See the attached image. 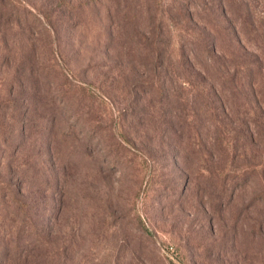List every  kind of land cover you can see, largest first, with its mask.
<instances>
[{
    "label": "rangeland",
    "instance_id": "rangeland-1",
    "mask_svg": "<svg viewBox=\"0 0 264 264\" xmlns=\"http://www.w3.org/2000/svg\"><path fill=\"white\" fill-rule=\"evenodd\" d=\"M191 2L0 0V264H264V16Z\"/></svg>",
    "mask_w": 264,
    "mask_h": 264
},
{
    "label": "trees",
    "instance_id": "trees-1",
    "mask_svg": "<svg viewBox=\"0 0 264 264\" xmlns=\"http://www.w3.org/2000/svg\"><path fill=\"white\" fill-rule=\"evenodd\" d=\"M60 1H65V0H60ZM253 0H235V3L239 4V6L241 7L242 11L241 13L243 15L249 16V17H258V18H262V16H264V5L262 4L261 8H258V11H256V7L257 4H250V2L252 3ZM233 2V0H198V2L193 3L192 5H189V9L185 6V8H183V14L185 16H187V19L189 21H191L193 23L194 26H196V23L194 21L198 20L196 13H197V9H202V11H207L209 13H214L215 17H219L221 20H223L226 23V26L229 25H234L232 24V20L230 18L226 17L227 11H231L229 4H231ZM183 5V4H182ZM228 6V8H227ZM192 7V8H191ZM198 7V8H197ZM196 28H198L196 26ZM194 42H196L197 47L199 48V50H201L204 54L205 57L208 58L210 60L211 65L215 68V71H219L221 74H228V70L225 68V66H221V60H220V55H218L215 51V43L213 38L210 35H205L204 37H200L198 35L195 36L194 38ZM240 60H238V62H236V66L234 67V72H231V74H228L229 78L235 81H241V82H249V84L252 82V77L255 75V71L254 69H250V66L252 65V63L249 61H247L245 64L239 63ZM239 63V64H237ZM249 67V68H248ZM222 71V72H221ZM11 87H14V84L12 83ZM239 183V179H233V177L231 178L230 182L228 183V186L226 187V185H219V188L217 189V192L219 193L220 196H222L223 194L227 195L225 196L226 198H230V196L233 194V191L235 189V187L237 186V184ZM218 183H215L213 185V187H215ZM221 186V187H220ZM0 188H2L1 182H0ZM20 190L19 189V185L17 188V192L15 196V200H16V207L19 208L20 212L22 213L21 215V219H22V224L18 225L19 229H17V233H21L22 232V227H27L30 228L27 231H30L33 227H32V223L30 220V216L28 215V213L23 214V212H25L27 210L28 207V201L20 195ZM14 247H11L12 250H16V246L14 244Z\"/></svg>",
    "mask_w": 264,
    "mask_h": 264
}]
</instances>
